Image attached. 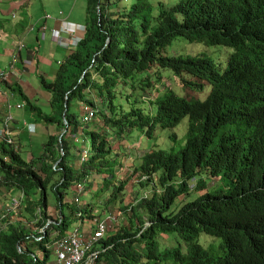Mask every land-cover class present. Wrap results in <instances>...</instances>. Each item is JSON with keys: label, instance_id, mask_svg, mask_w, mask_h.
Instances as JSON below:
<instances>
[{"label": "trees", "instance_id": "obj_1", "mask_svg": "<svg viewBox=\"0 0 264 264\" xmlns=\"http://www.w3.org/2000/svg\"><path fill=\"white\" fill-rule=\"evenodd\" d=\"M89 5L95 15L78 47L61 61L53 81L38 76L50 98L47 110L40 112L14 88L48 140L43 154L30 160L0 144L7 158L0 159V193L18 189L24 195L16 220L10 209L0 218V264H53L50 248L72 223L63 206L74 187L71 212L91 222L88 230L107 206L119 203L126 214L92 251L96 264H264V0ZM179 37L232 53L220 70L206 57H167ZM162 70L182 77L184 97L161 90ZM207 88L203 101H192ZM153 89L159 90L155 99ZM139 91L153 99L147 109L136 98ZM89 112L92 119L85 121ZM187 118L184 147L156 149L157 131L173 130ZM137 130L150 146L142 158L127 145ZM136 182L142 190L126 205L128 185L134 189ZM50 192L58 219L49 214ZM87 195L92 201L82 204Z\"/></svg>", "mask_w": 264, "mask_h": 264}, {"label": "rangeland", "instance_id": "obj_2", "mask_svg": "<svg viewBox=\"0 0 264 264\" xmlns=\"http://www.w3.org/2000/svg\"><path fill=\"white\" fill-rule=\"evenodd\" d=\"M165 4H169L170 0H163ZM152 3L155 5L158 3V0H151ZM7 8H9V14L10 16L12 15V18L8 15H3V17L0 16V63L3 60V62H8L10 59V54L4 53V49H12L15 47L16 43L18 44L20 41L24 40L26 46H28V42H26V39L19 40L24 33L31 34L32 37L35 39L33 31L31 30V27L34 25L35 28H37V25H41L39 22H37L38 16L41 15L39 13V9L43 10L45 13L48 11H52L54 8H56L57 12L61 10L62 13L66 15L73 16V20L76 21H82L86 20L83 22H90L91 17L95 15V11L92 7L89 5V0H10V2L6 3ZM8 13V12H7ZM43 13V14H45ZM13 14L15 15V18L13 17ZM62 15V14H61ZM94 18V17H93ZM39 28V27H38ZM36 30V29H35ZM34 30V33L37 31ZM49 34V33H48ZM19 40V41H18ZM18 41V42H17ZM42 41V40H40ZM48 42V43H47ZM45 49H47L46 54H43V50L38 53L39 56V75L37 74L38 71H36V74L33 75V82H28L27 81V89H30L31 86L37 90L35 92V103L38 104L39 106L42 107L43 111H46L48 108V105L45 106L48 102L45 100L43 97L48 98V95L41 90L40 86V80L38 76H41L43 74H46L49 76L51 72L58 71L60 65L59 62L64 59V57L67 55L69 52L66 49H63L59 47L58 45L51 44L49 41H47ZM17 46V45H16ZM35 46L32 47L34 49ZM232 53V50L223 48V47H206L204 45L200 44H188L184 41L183 38L179 37L177 38L173 44L168 47L165 50V55L167 57H181V58H187V57H206L207 59L211 60L217 67L218 70L222 69L227 61L228 56ZM31 60V59H28ZM3 63V64H4ZM1 66V64H0ZM8 65H2L0 69L6 70ZM35 67L33 66L28 73H32L34 71ZM53 73V75H56ZM161 76L163 79V85H161V90L164 88H170L172 90H175V93L179 97H184L185 95L183 94V85H182V77H176L171 71L167 70H162L161 71ZM49 81H53L54 78L50 77L47 78ZM13 83H11L10 86L7 87V89H10ZM6 89V90H7ZM155 89L150 90L152 93ZM40 92L41 96L37 94V92ZM210 89L207 88L204 92H200L199 94H195V98L192 99V101H203L206 97V95L209 93ZM19 92V91H18ZM25 92V90L22 89V93ZM22 93L19 92V99L22 100L23 103H25V100L22 99ZM29 93V92H28ZM28 93L23 94V96L29 97V99L32 100L31 96H28ZM131 93V92H130ZM136 98L139 100L140 106L143 108L149 107V101L152 102L153 99L158 97L159 95V90H155L154 97L153 99L150 98L147 94L139 91L136 93ZM38 95V96H37ZM2 98V99H1ZM50 98H48L49 100ZM7 101L5 96L1 93L0 95V122L1 118L4 117L5 112L4 110L1 109L3 106V103ZM12 114H19L20 111L16 105L15 101L12 102ZM27 111L30 113V109L28 108ZM28 119H30L31 114H28ZM188 129H189V118L185 119L177 128L173 130H161L159 129L157 131V148L156 149H161V150H166L169 152H178L180 151L186 141H187V134H188ZM90 135L89 133H85V137L88 138ZM26 137L24 141H19L17 143L18 145V151L21 153V155L27 159L30 160L32 158H38L40 155L43 154L44 152V146L47 143L48 136L47 135H42L41 133H38L31 138ZM128 143L127 145L130 147L129 149L131 150V153L136 154L138 158H142L145 154L146 151L149 150L150 146L148 143V138L145 135L143 131H135L129 138H128ZM141 149L140 153H137L136 150ZM72 151H74V148H71ZM121 151V149H120ZM119 151V152H120ZM125 152V150H124ZM127 157V156H126ZM135 157V156H134ZM133 157V158H134ZM121 158V157H120ZM122 159V158H121ZM120 161V159H118ZM117 161V163H118ZM121 162V161H120ZM120 162L117 168L120 165ZM137 163V161H134ZM123 164V159L122 162ZM214 180V179H213ZM217 181H213L211 184L210 188L215 189ZM134 189H130V184L128 185V195L127 198L125 199L126 205L128 204H133L135 203L137 193L142 190L138 187L139 183L136 182ZM196 184L192 185V189H194V192L196 191ZM5 189V187L3 188ZM76 188H71L69 189L66 194H65V199H64V214H65V219L67 221L72 222L69 229L67 230V233L69 234L70 232H75L77 230H80L81 233H85L86 235L92 232V230H88L90 221H82L81 219L79 220V215L73 214L71 212L72 206L76 203L75 199V192ZM150 191V190H149ZM160 191V190H159ZM21 191L18 189H15L11 192H8L6 194L0 193V218L4 215V213H7L9 210V206L7 205L10 203V201L13 198H18V196L21 195ZM144 195L146 196V193L144 191ZM92 195H87L81 199L85 201L86 203H90L92 201ZM23 204V199H21V205ZM83 204V203H82ZM57 202L55 201L54 195L50 192L49 193V207L51 213L55 219H58L61 217V213L58 209H56ZM122 205L119 203L111 206H107L105 210L107 212L103 216V220L108 219L109 216L113 215L114 218L117 219L116 222L111 221L110 225L114 226L116 225L118 228L120 223L125 222L126 220V214H124V211L119 209ZM18 208L17 211L12 212L11 215L14 216V220L17 219V216L15 214L21 210V208ZM89 207V206H88ZM82 208V207H81ZM10 211H13L10 209ZM113 211L114 213H110L106 216L107 213ZM115 212L118 213V215L115 214ZM122 215V216H121ZM81 222L85 224V227L81 225ZM119 225V226H118ZM148 227L150 224L148 223ZM4 222L0 220V229L4 228ZM63 229V228H62ZM163 243L166 244L167 246L170 245V240L167 239L166 237H163ZM179 243V238H176V244L178 245ZM51 251H53L52 259L51 262L53 264H59L58 263V257L56 254V251L54 249V246L50 248ZM36 252L39 254L41 258H43V255L41 254L40 248H36ZM90 264H96V261H89ZM88 263V262H87ZM101 264H108L106 262H103Z\"/></svg>", "mask_w": 264, "mask_h": 264}, {"label": "built area", "instance_id": "obj_3", "mask_svg": "<svg viewBox=\"0 0 264 264\" xmlns=\"http://www.w3.org/2000/svg\"><path fill=\"white\" fill-rule=\"evenodd\" d=\"M63 15L60 12V15ZM15 18V15H13ZM51 15L45 17V19H52ZM35 26L31 27V30L34 31ZM86 32V26L82 24H76L69 22L67 20H61V27L52 29L50 38L56 43L59 47L71 50L78 47L79 43L83 39V35ZM69 36V38H65L63 35ZM39 35L41 40H46L48 37V27L47 25H41L39 27ZM26 47L25 41L22 40L18 43L17 50L12 54L11 61L8 64L6 70L0 71V93H2L7 102L9 113L4 118V121L0 127V141L6 143L9 146L16 147V136L18 132L12 129L11 123L14 120L12 110V102L13 99L17 96V94L11 89H7V85H10L11 81L14 77H19L21 73V69L18 68L19 65H26L25 67H29L33 64L32 60H23L21 61L20 53ZM61 63V62H59ZM7 89V90H6ZM18 109H22L24 105L22 103H18L16 105ZM87 109V108H86ZM92 112H89L85 115L84 120L90 121L92 119ZM25 126L32 132L33 124L24 123ZM3 158L7 161V158L4 157L3 151L0 148V159ZM79 202V201H78ZM20 205V200L14 199L10 205L12 210H16ZM96 219V228L89 234L81 233L80 230L75 232H71L66 237L60 239L56 242L54 249L56 251L58 257L59 264H83L86 259L89 261H96L97 253L93 254V250L97 247L98 243L106 236L108 229L110 227L111 221L116 222L117 219L113 217V215L109 216L106 220ZM50 222V221H49ZM41 232H45V229H42Z\"/></svg>", "mask_w": 264, "mask_h": 264}, {"label": "crops", "instance_id": "obj_4", "mask_svg": "<svg viewBox=\"0 0 264 264\" xmlns=\"http://www.w3.org/2000/svg\"><path fill=\"white\" fill-rule=\"evenodd\" d=\"M7 2H10V0H0V16L1 17H3V15L10 16L9 8L6 9L7 8V5H6ZM38 11H39V13H41V15L38 16L36 23L39 22L41 25H44V24L47 25L48 33H49L48 37H47L46 40L40 41L41 39H40L39 28L38 27H41V25H37V28L35 30V31H37L36 33H34V31H33L35 39L32 37V33L28 34L26 32V33H24L22 35V37L19 40H22V39L25 38L26 42H28V46H26L24 48V50L20 53L21 61L26 60V59H31L33 61L34 65L32 64L28 68H24L26 65H23V64L19 65L18 68L21 69L22 73H21V75L19 77H14L12 85L14 87L18 86L21 89L25 90V92H23L24 94L29 92L28 96H34V97H32V100H33L36 108L39 109L40 112H42L40 110L42 107H40L34 101V99L36 98L35 97V92L37 90H35V88L33 86H31L30 89H27V81L28 82H33V75L32 74H36L37 73L36 71H38L40 69L39 68V62H38V60L40 58L38 56V53L43 50V54H46L47 49H45V48H47L46 47V45L48 43L47 41H49L51 44H55L51 40L50 34H51V30L52 29H56V28H60L61 27V20H67L69 22L76 23V24H82V25H86V23L83 22V21H86V20L76 21V20H73V16L66 15V14H65V17H64V13H63V15H60L61 10L59 12H57L56 8H54L52 11H48L46 13L43 10H41V9H39ZM43 13H45V14H43ZM48 15H51L53 18L52 19H45V17H47ZM10 18H12V15L10 16ZM63 36L66 37L67 39L69 38V36H67L65 34ZM45 42H47V43H45ZM16 45L18 46L17 43H16ZM16 45L12 49H4V53L10 54V59H9L8 62H5V63L2 60L1 63H0L1 66L2 65L3 66L4 65H8L10 63L12 54L17 50L16 49L17 48ZM55 45H57V44H55ZM33 46H35L34 49H32ZM33 66L35 67L34 71L32 73H28V71H30ZM39 72H40V70L37 73L38 75H39ZM53 73H55V72H51L49 74V76L52 77V78H55L56 75H53ZM41 76L45 77V78H49V76L46 75V74H43ZM37 94L41 96L39 91L37 92ZM43 98L45 100H48V98H45V97H43ZM6 106H7V101H5L3 103V106L1 107V109L4 110L5 115L9 112V110L7 109ZM43 113H45V112H43ZM28 114H31V113H29L26 109H22V111H20L19 114H15L14 115L15 120L13 121L12 126L14 127V129H16L19 132V134L17 135V138H16L18 140V143H19V141L23 142L26 137L31 138L32 136H34V135H36L38 133H41L42 135H47V129L45 127H40V125L38 123H36L37 114L36 113L31 114V117H30L31 120L28 119V117H27ZM2 121L3 120L1 118L0 125L2 124ZM24 121H27L28 123L34 124L32 126V130H33L32 132L27 127H23V122Z\"/></svg>", "mask_w": 264, "mask_h": 264}, {"label": "clouds", "instance_id": "obj_5", "mask_svg": "<svg viewBox=\"0 0 264 264\" xmlns=\"http://www.w3.org/2000/svg\"><path fill=\"white\" fill-rule=\"evenodd\" d=\"M85 26H86V25H85ZM83 37H84V35H83ZM68 51H71V50H68ZM68 53H69V52H68ZM60 62H61V61H60ZM33 65H34V64H33ZM59 65H61V63H59ZM24 68H28V67H24ZM1 70H3V69H1ZM1 70H0V71H1ZM21 73H22V71H21ZM21 73H20V75H21ZM11 83H13V80L11 81ZM11 83H10V85H11ZM10 85H7V87L10 86ZM14 88H15V87L12 85L10 89H11L12 91H14V92L17 94V96L13 99V101H15V105H17L18 103H22V104L24 105V107H23L22 109H25V103H23L22 100L19 99V94H18L19 92H18V91H15ZM0 95H1V93H0ZM6 107H7V109H8V102H7V106H6ZM22 109H19V110H22ZM8 110H9V109H8ZM11 112H12V110H11ZM8 113H9V112H8ZM8 113H7V114H8ZM7 114H6V115H7ZM6 115H4V117L2 118L3 121H4V118L6 117ZM13 117H14V115H13ZM14 120H15V117H14ZM14 120H13V121H14ZM3 121H2V123H3ZM12 123H13V122H12ZM12 123H11V127H12V129L15 130L16 132H18L16 129H14V127L12 126ZM24 123H28V122H27V121H24V122H23V127H27V126L24 125ZM28 124H31V123H28ZM1 125H2V124H1ZM1 125H0V127H1ZM33 125H34V124H33ZM18 134H19V132H18ZM16 138H17V136H16ZM16 138H15V140H16V142H15L16 147H15V146H13V147H14L15 150L18 151V145H17L18 140H17ZM1 143H4V142H1V141H0V144H1ZM5 144H6V143H5ZM6 145H7V144H6ZM18 197H19L20 199H18V198H13V199L10 201V203L7 205V207H8L9 205H11V203H12V201H13L14 199H18V200H20V205H21V199L24 200V195L21 193V195H19ZM20 205H19V207H20ZM19 207H18V208H19ZM8 208L11 209L10 206H9ZM18 208H17L16 210H13V211H17ZM11 210H12V209H11ZM39 213H40V212H39ZM79 216H80V215H79ZM51 222H52V221L48 222V224H50ZM48 224H47V225H48ZM42 229H44V228H40V230H39L40 233H43V232H41ZM54 246H55V245H54Z\"/></svg>", "mask_w": 264, "mask_h": 264}, {"label": "water", "instance_id": "obj_6", "mask_svg": "<svg viewBox=\"0 0 264 264\" xmlns=\"http://www.w3.org/2000/svg\"><path fill=\"white\" fill-rule=\"evenodd\" d=\"M67 104H68V102L65 103V112H64V115L66 114V112H67V110H68V105H67ZM65 131H66V129H65ZM65 131H64V132H65Z\"/></svg>", "mask_w": 264, "mask_h": 264}, {"label": "bare ground", "instance_id": "obj_7", "mask_svg": "<svg viewBox=\"0 0 264 264\" xmlns=\"http://www.w3.org/2000/svg\"><path fill=\"white\" fill-rule=\"evenodd\" d=\"M66 38V37H65ZM17 49V48H16ZM14 149V148H13ZM58 165V164H57Z\"/></svg>", "mask_w": 264, "mask_h": 264}]
</instances>
